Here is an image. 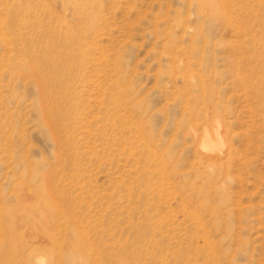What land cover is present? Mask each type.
Returning <instances> with one entry per match:
<instances>
[{
    "label": "rangeland",
    "instance_id": "374dc122",
    "mask_svg": "<svg viewBox=\"0 0 264 264\" xmlns=\"http://www.w3.org/2000/svg\"><path fill=\"white\" fill-rule=\"evenodd\" d=\"M0 264H264V0H0Z\"/></svg>",
    "mask_w": 264,
    "mask_h": 264
},
{
    "label": "bare ground",
    "instance_id": "6f19581e",
    "mask_svg": "<svg viewBox=\"0 0 264 264\" xmlns=\"http://www.w3.org/2000/svg\"><path fill=\"white\" fill-rule=\"evenodd\" d=\"M212 133L213 132L210 133L207 130L203 133V144L201 145V150L204 154L207 155L219 153L223 150V143L220 141L221 139H219L215 134Z\"/></svg>",
    "mask_w": 264,
    "mask_h": 264
}]
</instances>
